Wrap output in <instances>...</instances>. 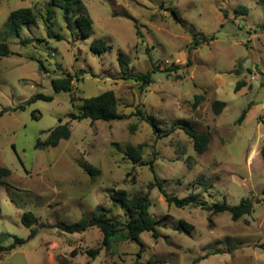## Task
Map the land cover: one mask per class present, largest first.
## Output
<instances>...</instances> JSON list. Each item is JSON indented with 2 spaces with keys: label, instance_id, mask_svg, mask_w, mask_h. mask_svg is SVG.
<instances>
[{
  "label": "rangeland",
  "instance_id": "rangeland-1",
  "mask_svg": "<svg viewBox=\"0 0 264 264\" xmlns=\"http://www.w3.org/2000/svg\"><path fill=\"white\" fill-rule=\"evenodd\" d=\"M48 3L0 0V42L11 51L0 58V167L11 170L0 189V245L29 238L24 213L38 221L36 236L0 252V264H264V0H82L94 24L87 38L68 30L61 8L48 19ZM20 8L32 9L37 22L17 38L5 24ZM94 39L108 50L93 52ZM146 73L149 84L138 79ZM68 75L72 92L56 93L51 81ZM240 81L246 86L236 92ZM108 91L122 119H73L83 99ZM38 94L53 100L27 104ZM216 100L226 103L219 115ZM60 124L70 126V139L37 148ZM186 126L209 136L203 154ZM88 166L98 173L90 175ZM156 182L173 197L231 206L249 198L253 209L233 220L195 205L169 206L151 186ZM118 189L149 194L158 238L146 231L142 247L118 240L107 248L97 227L75 234L53 227L92 218L97 206L126 224L125 211L111 201ZM180 221L193 232L179 231ZM96 249V257L88 254Z\"/></svg>",
  "mask_w": 264,
  "mask_h": 264
},
{
  "label": "trees",
  "instance_id": "trees-1",
  "mask_svg": "<svg viewBox=\"0 0 264 264\" xmlns=\"http://www.w3.org/2000/svg\"><path fill=\"white\" fill-rule=\"evenodd\" d=\"M53 7H58L63 10L64 18L66 20L67 28L73 31L75 28L79 30V34L82 37H90L93 31V20L84 12L82 0H49L47 7L48 19L53 17ZM171 10L176 21L182 23L181 17L176 9ZM244 11H247L246 9ZM73 17L70 18V17ZM37 17L30 8H20L14 10L8 16L5 24V31L8 35H14L20 38V32L24 27H31L36 24ZM137 29V27H136ZM139 34V30L137 29ZM91 50L98 54H103L108 50V46L103 39H94L90 46ZM11 51L7 43L0 42V58L10 56ZM122 54L119 56V61L122 60ZM139 80L145 84L151 83L152 74L146 73L138 77ZM73 76L68 75L64 78H58L51 81V84L56 93L66 92L70 93L73 90ZM246 84L244 81L238 82L236 86V92H239ZM201 96H196L197 105ZM37 100L52 101L53 97L38 94L31 98L27 104L36 102ZM73 101V99H72ZM81 111L78 115L74 116V120L81 121L83 119H90L91 122L105 121L112 122L122 119V116L118 112V100L114 92L108 91L99 96L85 98L82 100ZM225 102L216 100L213 102V110L215 114L219 115L224 107ZM20 110H25V106L22 105ZM5 111L0 112V117L4 115ZM248 113V109H245L238 119V123L241 124ZM137 115L154 128L155 132H158L157 125L148 119L147 116L138 110ZM185 133L193 139L194 149L198 154H203L208 147L210 138L207 134L200 133L195 129L186 126L183 128ZM72 135L71 128L68 124H60L54 128L46 140H38L36 147L40 149L57 147L61 141L70 139ZM264 155V146L262 148ZM126 155L132 159L134 163L141 161V154L139 152H126ZM90 175L98 173L97 170L88 166L85 168ZM11 175V170L7 167H0V189L6 185V179ZM152 187H158L163 193L169 206L174 205L177 208H185L190 205L201 207L203 210L210 212L211 214L229 213L233 220H239L244 215L249 214L253 209V201L249 198L242 199L238 205L231 206L226 201L222 203H214L209 205L207 202H201L195 195H189L184 198L173 197L164 192L163 185L160 182L151 184ZM111 201L113 206L123 209L128 217V222L122 224L107 215L105 208L101 206L96 207L95 215L92 218H88L83 215L80 221L73 224L56 223L53 227L68 234L83 233L91 227H97L103 234V245L110 248L112 243L118 240L131 241L141 247L143 243L140 240V236L143 232H151L153 238L159 237L158 222L151 216L149 209L151 207V200L148 193L137 194L130 197L127 191L123 189L114 190L111 194ZM23 225L30 229V236L28 239H21L14 237V243L11 246L4 247L0 245V252L10 251L18 245L27 243L33 239L37 234V229L33 226L38 224L37 218L31 212H26L22 215L21 219ZM177 229L186 233H192L194 226L188 222L180 221L177 224ZM264 248V244L261 246ZM100 252V249L89 250L88 254L92 257H96Z\"/></svg>",
  "mask_w": 264,
  "mask_h": 264
}]
</instances>
